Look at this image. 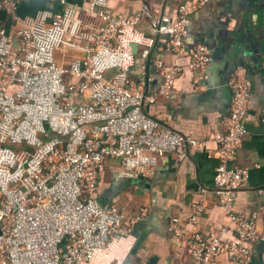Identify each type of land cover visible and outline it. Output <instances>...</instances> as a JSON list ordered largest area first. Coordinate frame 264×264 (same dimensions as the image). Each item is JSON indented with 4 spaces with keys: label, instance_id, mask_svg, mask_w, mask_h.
Instances as JSON below:
<instances>
[{
    "label": "built area",
    "instance_id": "built-area-1",
    "mask_svg": "<svg viewBox=\"0 0 264 264\" xmlns=\"http://www.w3.org/2000/svg\"><path fill=\"white\" fill-rule=\"evenodd\" d=\"M22 1L30 0H0V264H123L136 242L133 228L146 213L125 217L115 205L100 203V171L113 158L120 178L151 179L161 159L187 157L198 145L147 110L173 101L187 73L194 84L203 78L208 50L203 44L187 48L186 37L191 15L208 0L179 5L173 13L146 3L125 14L115 12L110 0H84V11L99 25L82 57L68 64L56 54L64 45L79 49L73 11L50 22L40 16L12 36L1 16L17 22ZM143 22L147 32L139 28ZM160 38L174 64L158 56ZM152 65L162 77L154 92ZM227 86L229 111L221 131L210 136L216 149L207 156L218 160L213 193L231 225L188 235L197 215L185 224L172 217L168 230L187 239L191 264H218L224 255L230 264H250V248L261 239L255 219L235 210L249 178V170L236 164L251 99L245 70H234Z\"/></svg>",
    "mask_w": 264,
    "mask_h": 264
},
{
    "label": "crops",
    "instance_id": "crops-1",
    "mask_svg": "<svg viewBox=\"0 0 264 264\" xmlns=\"http://www.w3.org/2000/svg\"><path fill=\"white\" fill-rule=\"evenodd\" d=\"M195 1L110 0L109 6L125 14L151 3L161 6L166 13H173L179 5H191ZM84 7V0H68V5L49 0L22 1L18 21L13 23L1 16V23L15 36L40 16L50 22L55 14L72 10L78 24L79 49L64 45L56 54L60 64H68L82 57L87 37L99 25ZM190 20L186 47L203 44L207 48L211 58L207 70L196 84L192 74L187 73L178 82L173 101L159 102L147 112L156 122L191 138L198 145L187 157L173 154L161 159L151 179L120 178L118 160L109 159L100 171L97 199L100 203L115 205L125 217L142 210L146 213L133 228L136 242L123 264H191L187 239L174 237L168 230V222L178 217L185 224L196 214L198 220L194 226L187 227L188 235L197 230L219 232L231 225L225 208L218 204L213 193L218 160L208 157L207 153L215 151L216 145L210 136L221 131V120L229 111V77L234 70L242 68L251 84V99L246 134L236 164L249 170V178L238 193L235 210L255 219L261 239L250 248V264H264V0H208ZM139 28L147 32L148 23L143 22ZM157 50L158 56L168 64L175 63L165 38L159 39ZM149 72L154 78L149 87L154 92L162 77L153 65ZM202 189L207 192L203 194ZM195 205H201V211L197 212ZM218 264L230 262L224 255Z\"/></svg>",
    "mask_w": 264,
    "mask_h": 264
},
{
    "label": "water",
    "instance_id": "water-1",
    "mask_svg": "<svg viewBox=\"0 0 264 264\" xmlns=\"http://www.w3.org/2000/svg\"><path fill=\"white\" fill-rule=\"evenodd\" d=\"M132 48H133V52H134V54H136L137 51H138V47H137V45H133Z\"/></svg>",
    "mask_w": 264,
    "mask_h": 264
}]
</instances>
